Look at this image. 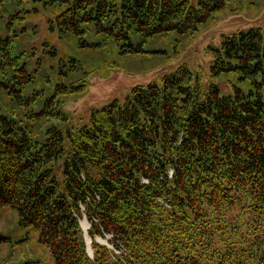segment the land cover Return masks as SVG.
I'll return each mask as SVG.
<instances>
[{"label": "trees", "instance_id": "1", "mask_svg": "<svg viewBox=\"0 0 264 264\" xmlns=\"http://www.w3.org/2000/svg\"><path fill=\"white\" fill-rule=\"evenodd\" d=\"M226 5L0 0V23L10 31L0 35V208L37 233L51 264H264V27L221 40L207 87L201 68L181 66L93 109L87 125L65 135L51 124L66 120L54 95L82 90L94 70L69 58L42 108L27 109L26 121L16 117L32 100L22 93L32 75L14 49V24L27 14L51 13V28L79 51L140 57L156 52L144 48L147 40L193 35ZM230 75L241 85L223 94L219 83ZM106 234L113 249L94 238ZM8 243L0 231V245Z\"/></svg>", "mask_w": 264, "mask_h": 264}, {"label": "rangeland", "instance_id": "2", "mask_svg": "<svg viewBox=\"0 0 264 264\" xmlns=\"http://www.w3.org/2000/svg\"><path fill=\"white\" fill-rule=\"evenodd\" d=\"M194 1V0H193ZM226 7L212 21L201 26L193 35H162L147 40L144 48L156 50L140 57L120 56L114 51H104L93 55L86 49L79 51L74 44L59 36L57 29L51 28L53 15L48 12H35L26 15L22 23H15L17 31L15 53L20 54V62L32 75V80L23 89L24 97L32 98L27 106L18 110V120H27V109L37 112L44 101L53 95L54 87L60 82V70H66L69 58H84L94 70L88 77L86 86L64 98L54 95L58 102L56 108L66 115V120L51 122L66 135V130H76L89 123L93 109H100L114 99L123 101L130 89L136 85L160 82L162 76L186 66L192 71L202 69L203 87L209 83L210 65L213 61V49H218L221 40L250 29L264 27V0H226ZM0 35L8 36L10 31L0 23ZM64 63V65L62 64ZM70 64V63H69ZM232 85H241L237 76L230 75L220 81L223 94H230ZM246 87V86H245ZM2 105L5 100H0ZM35 137L42 141L43 128L35 127ZM67 141V139H66ZM57 178L61 174L55 171ZM83 237L89 254H92V238L88 233L89 222L85 214L79 218ZM0 231L8 236L11 243L0 245V262L11 264L33 261L34 264H51L49 249L39 240L37 233L20 227L16 214L10 208H0ZM110 235L95 236V240L113 249ZM90 248V251H89Z\"/></svg>", "mask_w": 264, "mask_h": 264}, {"label": "bare ground", "instance_id": "3", "mask_svg": "<svg viewBox=\"0 0 264 264\" xmlns=\"http://www.w3.org/2000/svg\"><path fill=\"white\" fill-rule=\"evenodd\" d=\"M82 225H83L82 227H83V228H84V230H85V229H86V227H87V226H86V223H85V221L83 222V224H82ZM85 231H86V230H85ZM89 251H90V248H89Z\"/></svg>", "mask_w": 264, "mask_h": 264}]
</instances>
